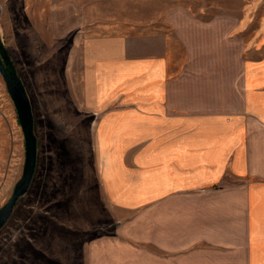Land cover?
<instances>
[{"label":"crops","instance_id":"1","mask_svg":"<svg viewBox=\"0 0 264 264\" xmlns=\"http://www.w3.org/2000/svg\"><path fill=\"white\" fill-rule=\"evenodd\" d=\"M170 25L173 42L142 56L81 45L96 185L122 214L91 264H264V39Z\"/></svg>","mask_w":264,"mask_h":264},{"label":"rangeland","instance_id":"2","mask_svg":"<svg viewBox=\"0 0 264 264\" xmlns=\"http://www.w3.org/2000/svg\"><path fill=\"white\" fill-rule=\"evenodd\" d=\"M218 23L250 48L264 39V0H0V42L29 101L36 140L27 192L0 229V264H91L94 241L122 214L100 199L94 132L82 101L81 45L117 38L152 53L170 23ZM23 140L0 78V208L21 176Z\"/></svg>","mask_w":264,"mask_h":264},{"label":"water","instance_id":"3","mask_svg":"<svg viewBox=\"0 0 264 264\" xmlns=\"http://www.w3.org/2000/svg\"><path fill=\"white\" fill-rule=\"evenodd\" d=\"M0 78L13 105L18 126L21 131L24 160L19 180L15 183L11 195L0 208V229L5 225L18 201L28 190L36 161V140L33 134L32 114L24 87L16 76L11 62L0 42Z\"/></svg>","mask_w":264,"mask_h":264}]
</instances>
